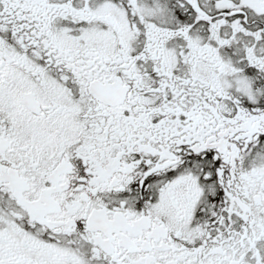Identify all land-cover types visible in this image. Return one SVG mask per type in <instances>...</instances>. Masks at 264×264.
<instances>
[{"label": "snow or ice", "instance_id": "snow-or-ice-1", "mask_svg": "<svg viewBox=\"0 0 264 264\" xmlns=\"http://www.w3.org/2000/svg\"><path fill=\"white\" fill-rule=\"evenodd\" d=\"M0 264H264V0H0Z\"/></svg>", "mask_w": 264, "mask_h": 264}]
</instances>
